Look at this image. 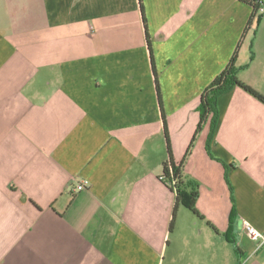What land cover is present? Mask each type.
Here are the masks:
<instances>
[{"label": "crops", "instance_id": "1", "mask_svg": "<svg viewBox=\"0 0 264 264\" xmlns=\"http://www.w3.org/2000/svg\"><path fill=\"white\" fill-rule=\"evenodd\" d=\"M250 2L0 0V264H264L244 228L264 233V102L235 87L210 152L196 136L183 176L204 218L179 204L171 225L160 178L167 132L181 162L239 44L264 96Z\"/></svg>", "mask_w": 264, "mask_h": 264}, {"label": "trees", "instance_id": "2", "mask_svg": "<svg viewBox=\"0 0 264 264\" xmlns=\"http://www.w3.org/2000/svg\"><path fill=\"white\" fill-rule=\"evenodd\" d=\"M253 11L252 16L248 22L247 28L245 32L251 29L254 24L255 14L259 8L256 0H251L250 2ZM141 9L144 16V8L141 3ZM261 16V15H259ZM145 18V17H144ZM146 21V19H144ZM245 35V33H244ZM243 35V36H244ZM148 41L150 43L149 37ZM151 49V44L149 45ZM240 44L238 45L232 59L229 64L221 71L219 75L215 77V79L204 89L201 94L200 104L198 107L200 113V120L198 127L196 129L195 135L192 139V142L187 150L185 158L181 162H177L173 156L170 139L168 136V132L166 134L167 139V148H168V158L163 163L162 176L163 181L176 193V205L173 210V217L171 221V225H173L177 207L179 204L185 205L189 210H191L195 215L200 218H204L203 215L197 209V198L199 196V185L197 183H186L184 181L183 174V166L186 158L191 154L192 148L196 141V136L200 134L205 127L208 128V135L206 140L207 150L210 152L211 144L215 138L216 130L220 120V110L218 106L219 97L224 94L232 91L235 87H241L246 90L248 93L258 98L262 102H264V96L243 83L239 78V73L243 69L241 66L237 65V54ZM157 89H159L158 81H156ZM164 115V114H163ZM166 124V122H165ZM191 187L189 191H187L188 187ZM233 200V199H232ZM234 202V201H233ZM211 225V224H210Z\"/></svg>", "mask_w": 264, "mask_h": 264}, {"label": "built area", "instance_id": "3", "mask_svg": "<svg viewBox=\"0 0 264 264\" xmlns=\"http://www.w3.org/2000/svg\"><path fill=\"white\" fill-rule=\"evenodd\" d=\"M257 4L259 5V8L257 10V13L255 14V17L259 16V15H263L264 14V0H256ZM162 180L164 179L162 174L160 177ZM89 186V181L88 180H83L79 183L76 184V186L74 187V190L76 191H82L87 189ZM244 228L246 229L247 233L254 239H258L259 240V244L262 245L264 243V233L258 231L255 227H253L251 224H249L248 222H246L244 224Z\"/></svg>", "mask_w": 264, "mask_h": 264}]
</instances>
